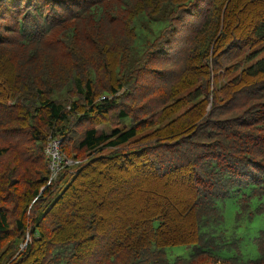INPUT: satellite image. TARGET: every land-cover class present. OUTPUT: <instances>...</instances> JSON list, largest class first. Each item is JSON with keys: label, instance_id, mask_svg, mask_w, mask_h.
Segmentation results:
<instances>
[{"label": "trees", "instance_id": "1", "mask_svg": "<svg viewBox=\"0 0 264 264\" xmlns=\"http://www.w3.org/2000/svg\"><path fill=\"white\" fill-rule=\"evenodd\" d=\"M263 48L264 0H0V264H264Z\"/></svg>", "mask_w": 264, "mask_h": 264}, {"label": "rangeland", "instance_id": "2", "mask_svg": "<svg viewBox=\"0 0 264 264\" xmlns=\"http://www.w3.org/2000/svg\"><path fill=\"white\" fill-rule=\"evenodd\" d=\"M263 55H264V48L259 52H257L255 58H253L251 61L246 62L245 64L251 63L252 61L256 60L257 58ZM236 208H237V203L234 196L227 197L224 201V209H225L226 220L229 224H231L234 219V213ZM262 226H264V216L258 215L255 217V219L252 222H250L247 225H242L239 228V233L243 236V248L247 256H254L257 254V248L253 243L252 237L257 232V230ZM27 239L28 241L30 240L29 235ZM184 248L185 247L182 245H174L168 247V250L169 251L175 250L180 253H185Z\"/></svg>", "mask_w": 264, "mask_h": 264}, {"label": "built area", "instance_id": "3", "mask_svg": "<svg viewBox=\"0 0 264 264\" xmlns=\"http://www.w3.org/2000/svg\"><path fill=\"white\" fill-rule=\"evenodd\" d=\"M60 143H61V140L59 137L50 135L47 141V144H46L45 151L50 158L49 166L51 169L48 182H51L57 177L58 172L63 162L65 163L74 162L72 159L65 157V155L61 151ZM27 242H28V239L25 241V243L22 244V246L27 244Z\"/></svg>", "mask_w": 264, "mask_h": 264}]
</instances>
